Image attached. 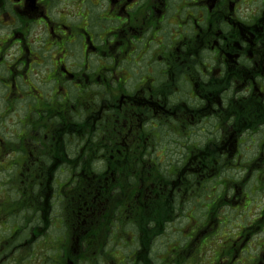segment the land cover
<instances>
[{"label": "flooded vegetation", "instance_id": "1", "mask_svg": "<svg viewBox=\"0 0 264 264\" xmlns=\"http://www.w3.org/2000/svg\"><path fill=\"white\" fill-rule=\"evenodd\" d=\"M258 134L264 0H0V264L25 263L55 211L58 264H196L219 233L211 264H264V203L236 222L243 183L201 191L223 167L264 174ZM192 201L201 221L160 255Z\"/></svg>", "mask_w": 264, "mask_h": 264}, {"label": "rangeland", "instance_id": "2", "mask_svg": "<svg viewBox=\"0 0 264 264\" xmlns=\"http://www.w3.org/2000/svg\"><path fill=\"white\" fill-rule=\"evenodd\" d=\"M248 137V135H246V138ZM186 138L183 136H177V135H170L168 136V138L163 137V143L164 144H168L169 142H175L177 140L183 142ZM192 142H204L206 140L205 136H199L198 138H192L191 137ZM257 140H258V144L264 143V137L263 134H258L257 135ZM248 145L244 144L243 148H247ZM177 149V148H176ZM170 150L173 152L172 155L175 158H180L182 155V151L180 150H175V149H171ZM244 154V153H243ZM254 153L251 152H246L245 158L247 160V158H250L253 156ZM221 173L222 175L215 181H212L210 183H206L201 191L206 192L205 196H208V194L210 193H214V192H220V191H224V190H228L230 187L234 186V183L237 184L239 183L241 185V183H243V188L245 187L246 191L248 192V197L251 199V195H256L254 198V202L255 204L248 208L245 209L247 206L243 207L239 212H229V216L231 218V220H234L236 222H240V218H242L243 222L245 221L246 223L250 224L253 221V212H251V210L257 208L258 205H260V203H264V174L258 173V174H252L250 175V177L246 176L244 178V181H242L243 177L245 176V173L242 171H236V170H231V167H223L221 169ZM233 176H237V179H234ZM61 180L65 181L66 180V175H61ZM257 180L259 182H257ZM234 181V182H233ZM242 181V182H241ZM247 181V182H246ZM246 182V183H245ZM230 183L233 186H229L228 188L226 187V184ZM1 186V185H0ZM55 188H57V185H54ZM6 190L5 188L0 189V197L3 196V193H5ZM263 193L262 195H257L256 193ZM263 209V207H262ZM13 212V210H11ZM15 212V211H14ZM187 216H183L182 218H186V219H182L180 220L178 223L175 224L173 229H170L168 234L166 235V237L158 240L157 245H158V249H159V253L161 254H165L167 249H173V247L177 244H181L182 242H185V237L188 235H190L193 231V229H191V231L189 232L188 227L191 226V224H189L190 222L187 221V218L193 217L194 219H196L197 221H201V209L198 206L197 202L192 201V203H190V207H189V212H186ZM12 218H14V216H11ZM225 218V216L223 217ZM50 220H51V224L52 227L46 231L45 233V240H41L40 243L35 244L34 246L31 247V249H26L27 251V256L26 259L24 260L25 263L22 262H15L14 264H49V263H43V256L40 253V250L43 252H46V261L47 258H49L50 254H52V251L55 250L56 252L53 251V254H56V256L59 254L61 255V253L58 251L60 250L63 246L65 245L64 243V239L66 237V232L65 229L61 227L60 222L58 220V213L55 211L52 216H50ZM10 224H13V219L10 218ZM9 222L7 221V218H2L0 215V242L1 240H5L4 238H7L8 236V232L7 230H3V227L5 226V223L10 225ZM17 221L15 220L14 223H16ZM192 228L195 229L194 225L191 226ZM234 233H236V230L233 231ZM11 234V232H10ZM21 235H23L21 233ZM20 235V236H21ZM7 236V237H5ZM59 237V239H58ZM227 237L221 233H219V235H216V241L213 242H209L206 243L205 245H202L201 248L197 247L192 256L197 257V261L195 262L196 264H211L210 258L213 256L214 251H219L220 246L222 247V242L224 240H226ZM112 241V240H111ZM175 241V242H174ZM174 242V243H173ZM70 245H75L74 241L71 239ZM68 245V244H67ZM108 245V244H107ZM69 246V245H68ZM114 245L112 243L109 244V246L107 248H105V251L107 252V256H109V253H112L111 255H113L114 257H116L117 255H119V252L122 254V249H119L117 246H115V249L113 252V248ZM43 249V250H42ZM73 249L72 246L70 248V250ZM4 251V254L6 255L7 252V247H5V249L3 250L0 247V252ZM44 255V254H43ZM12 255H10L6 260H4V262L7 261L6 264H13L12 260H10ZM191 256V255H190ZM59 257V256H58ZM58 257H54L53 261L54 263L58 264ZM111 257V256H109ZM1 259V258H0ZM99 264H103L102 261H100Z\"/></svg>", "mask_w": 264, "mask_h": 264}, {"label": "trees", "instance_id": "3", "mask_svg": "<svg viewBox=\"0 0 264 264\" xmlns=\"http://www.w3.org/2000/svg\"><path fill=\"white\" fill-rule=\"evenodd\" d=\"M172 219V218H171ZM63 247L58 250L61 254L63 253V251L65 250L66 253L68 251H70V247L66 244V245H62ZM185 248H180V250L182 251H185V252H189V246L187 244L184 245ZM100 247H97V249H99ZM193 249V248H192ZM54 252H56L55 250H53ZM53 251H52V254H50L49 258H47V261H45L46 263H49V264H54L53 260H52V256H54L55 254H53ZM192 251V250H191Z\"/></svg>", "mask_w": 264, "mask_h": 264}]
</instances>
